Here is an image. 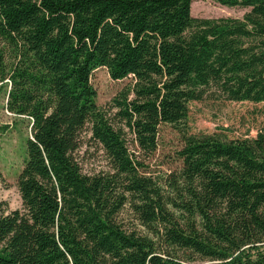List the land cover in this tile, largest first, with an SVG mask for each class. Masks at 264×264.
Masks as SVG:
<instances>
[{"label":"trees","instance_id":"obj_1","mask_svg":"<svg viewBox=\"0 0 264 264\" xmlns=\"http://www.w3.org/2000/svg\"><path fill=\"white\" fill-rule=\"evenodd\" d=\"M192 1L0 0L5 107L30 130L21 207L0 202V264H264V121L242 137L187 124L205 98L264 104V0H213L239 18L193 17ZM99 67L132 80L109 116ZM162 124L181 165L159 180L143 158ZM83 130L108 170H81Z\"/></svg>","mask_w":264,"mask_h":264},{"label":"rangeland","instance_id":"obj_2","mask_svg":"<svg viewBox=\"0 0 264 264\" xmlns=\"http://www.w3.org/2000/svg\"><path fill=\"white\" fill-rule=\"evenodd\" d=\"M191 15L200 18L241 17L247 9L222 5L213 0H193ZM3 42H0V47ZM96 90V104L111 115L112 98L132 82L131 78L112 80L104 67L95 69L90 79ZM7 82H0V202L10 211L21 207L16 181L25 157V141L30 134L29 121L16 117L6 110ZM264 121V104L233 102L205 98L200 102H191L187 124L191 132H221L227 137L254 136L258 125ZM226 129V130H225ZM81 142L76 156L84 173L92 174L109 169L108 159L101 146L93 141L90 132H81ZM129 139V147L135 150V144ZM182 146L180 133L168 124H162L158 130L157 148L143 158L145 171L156 179L164 178L167 173L179 168L181 160L177 151ZM136 151V150H135ZM136 153H138L136 151ZM122 217L128 221L125 212ZM184 264H212L208 259L193 255Z\"/></svg>","mask_w":264,"mask_h":264}]
</instances>
